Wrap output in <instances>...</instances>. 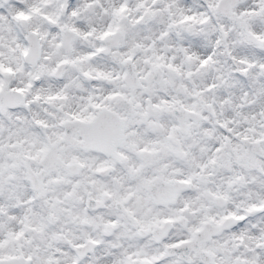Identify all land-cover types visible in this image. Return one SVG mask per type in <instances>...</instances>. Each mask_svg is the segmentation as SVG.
Listing matches in <instances>:
<instances>
[{
  "label": "clouds",
  "instance_id": "clouds-1",
  "mask_svg": "<svg viewBox=\"0 0 264 264\" xmlns=\"http://www.w3.org/2000/svg\"><path fill=\"white\" fill-rule=\"evenodd\" d=\"M0 258L264 264V0H0Z\"/></svg>",
  "mask_w": 264,
  "mask_h": 264
},
{
  "label": "snow or ice",
  "instance_id": "snow-or-ice-1",
  "mask_svg": "<svg viewBox=\"0 0 264 264\" xmlns=\"http://www.w3.org/2000/svg\"><path fill=\"white\" fill-rule=\"evenodd\" d=\"M94 107H100V105H94ZM76 119H80V117H76ZM83 134L88 138L92 146L102 148L113 155H120L115 149L123 141L121 125L114 124L108 119L102 118L93 127L84 130ZM240 219L243 218L241 217ZM183 243L186 242L180 241L177 244L172 245V247H179ZM158 259L159 258H154L152 261H147L146 264H156ZM0 264H4L3 258H0ZM48 264H52L51 260Z\"/></svg>",
  "mask_w": 264,
  "mask_h": 264
}]
</instances>
